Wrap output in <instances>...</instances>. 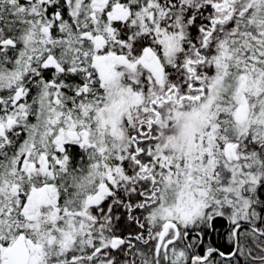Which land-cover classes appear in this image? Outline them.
I'll return each mask as SVG.
<instances>
[{
    "label": "snow or ice",
    "instance_id": "obj_1",
    "mask_svg": "<svg viewBox=\"0 0 264 264\" xmlns=\"http://www.w3.org/2000/svg\"><path fill=\"white\" fill-rule=\"evenodd\" d=\"M0 264H264V0H0Z\"/></svg>",
    "mask_w": 264,
    "mask_h": 264
}]
</instances>
